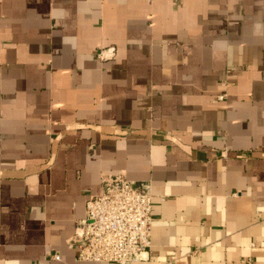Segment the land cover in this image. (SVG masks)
I'll use <instances>...</instances> for the list:
<instances>
[{
  "label": "crops",
  "instance_id": "0c3cea01",
  "mask_svg": "<svg viewBox=\"0 0 264 264\" xmlns=\"http://www.w3.org/2000/svg\"><path fill=\"white\" fill-rule=\"evenodd\" d=\"M119 171L130 264H264V0H0V264H116L67 238Z\"/></svg>",
  "mask_w": 264,
  "mask_h": 264
},
{
  "label": "built area",
  "instance_id": "2783aa9c",
  "mask_svg": "<svg viewBox=\"0 0 264 264\" xmlns=\"http://www.w3.org/2000/svg\"><path fill=\"white\" fill-rule=\"evenodd\" d=\"M113 51V46L100 48L96 56L104 59ZM151 223L150 183L130 179L123 171L104 172L100 191L85 198L84 216L67 243L77 247L80 260L130 264L148 257ZM53 257L58 259L60 255L55 252Z\"/></svg>",
  "mask_w": 264,
  "mask_h": 264
}]
</instances>
